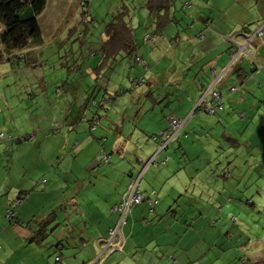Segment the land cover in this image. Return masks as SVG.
I'll return each mask as SVG.
<instances>
[{"label":"rangeland","instance_id":"rangeland-1","mask_svg":"<svg viewBox=\"0 0 264 264\" xmlns=\"http://www.w3.org/2000/svg\"><path fill=\"white\" fill-rule=\"evenodd\" d=\"M143 2L144 0H46L47 6L43 15L38 18L41 26L39 39L31 38L24 47L16 48L7 47L0 40V134H5L7 140L10 139L9 135L13 137L8 143L0 145L7 146V159L11 156L23 159L24 163L20 162L18 165H24L30 172L26 176L30 182L28 194H37L41 200L47 194V200L50 201L48 212L62 209V212L70 213L64 209V199L72 196L76 186L93 167L100 169L108 166L118 173L123 168L127 170L133 166L139 170L140 163L137 164L136 159L145 161L156 151L161 141L160 134L167 127L166 117L183 102L188 103V95L176 90V85L168 79L169 76L160 78L158 83H151L153 89L150 90L146 79L155 68H148L151 59L146 58L145 62L136 63L133 73L131 68L127 72V68H119L117 65L114 67L109 81L112 87L109 89L114 93L115 100L112 97V101L108 103V118L101 122L97 130H94V126L89 127V123L80 121L79 115H86L83 112L84 106L81 105L87 99L84 91L88 89V85H93L94 88L97 85L95 80L99 71L94 70V65L101 56V41L105 39L109 22L119 21L121 16L126 17V13L130 11L133 16L132 26L140 40H143V32L150 23L147 22L149 13ZM4 29L0 22V36ZM145 46L149 48L148 45ZM135 79L142 81L135 85ZM170 92V96L163 100ZM150 93L158 100L157 106L152 102L154 98H151ZM195 98L194 94L189 99L194 101ZM66 113H74L75 121H80L78 126L67 125L71 120L65 119ZM89 113L90 111L87 112ZM199 115L197 113L191 118L186 129L164 149L163 156L169 155L171 158L167 168L175 164L174 175L181 181L180 184L177 183L176 190L181 196L177 194L174 199L169 200L160 194L161 206L166 215L158 218L163 227L171 224L173 214L166 210L172 208L179 217L183 218L185 215V228L191 223L192 216L196 222L203 220L206 228L202 225V230L205 229L204 234L209 233L206 241L214 237L220 238L222 231L227 229L235 232L239 227L243 233V237L239 235L243 238V246L231 251L237 252L238 258L240 254L250 257L252 247L263 252L264 242L258 244V241L264 239L259 237L264 234V175L262 172L253 173L254 170L250 169L253 161L240 152L241 148L230 146L227 139H219L229 146L225 148L222 145L223 150L219 147V142L210 135L203 139L193 131L192 125L196 121L201 123L216 116L209 113ZM254 118H258L256 113ZM231 123L233 127L237 124ZM247 125L245 129L242 126L241 132L235 135L241 138L253 136L252 139L257 141V146L260 145L264 155V140L260 142V135L257 133L260 125L256 121L247 122ZM130 128L132 130L128 133ZM121 131L124 132L123 135ZM41 143L44 146L42 155L38 146ZM180 144L184 150L180 148ZM79 149L82 156L78 161ZM119 150L124 152L120 154ZM236 152L239 153L235 158H228ZM103 155L109 157L110 165L103 164ZM42 157L46 158L45 164L41 165L38 172L36 160L40 165L44 162ZM237 157L238 162H235ZM166 159L164 157V161ZM162 170L166 171L164 167L150 166L141 180L143 189L151 191L156 188L157 174ZM165 184H168L166 187L174 185L171 181ZM18 198H21V203L14 206L15 214L23 207L26 195ZM247 199L256 205L255 209L248 204ZM241 209L246 212H241ZM153 214L150 215L151 226L157 222L151 217ZM234 217L236 221L233 222ZM6 221L9 223L7 219ZM141 223L144 224L143 221ZM248 238L252 241L259 239L247 247ZM213 248V251L201 254L203 264H208L213 258L217 261L221 249L219 245ZM196 252L199 253L200 250ZM262 252L261 256L264 255ZM147 255L150 260L157 259L158 256L165 260L169 258L157 248ZM245 257L243 259L246 261ZM261 260V264H264L263 259Z\"/></svg>","mask_w":264,"mask_h":264},{"label":"crops","instance_id":"crops-1","mask_svg":"<svg viewBox=\"0 0 264 264\" xmlns=\"http://www.w3.org/2000/svg\"><path fill=\"white\" fill-rule=\"evenodd\" d=\"M169 17V22H164L166 26L161 29V33L158 34V37L156 36L154 42L144 43L143 41L147 34L154 32L155 25L152 24L150 18L147 20L150 23L142 35L143 40H140L135 31L137 43L140 45L138 49L141 48V50H137L134 57L122 53L116 57L118 62L115 61L113 64V58L104 60L99 56V61L94 65V70H99L98 75H101L105 69H109L112 65L113 68L110 67L106 76L98 81V87L89 91L91 87L88 85V89L84 91L87 94L85 106L93 99L94 94L91 95V93L95 90L97 101L103 102L96 111L99 114L103 111L102 113L105 115L102 117L105 121L108 118L107 109L109 110L110 107L108 104L110 102L105 100L106 96L112 94L109 89L112 87L109 81L112 78L114 67L117 65L119 68H127V72L131 68L133 73L136 63H143L147 58L151 59L149 60L150 66L147 65L148 68H155L150 73V77L146 79L150 84V90L153 89L151 83H158L160 78L169 76L168 79L174 81L176 90H179L181 94L188 95V103L183 102L166 117L167 127L165 129L169 128L168 119L172 116L185 121V126H188L192 121L195 106L199 103L198 100L204 91L203 88L210 83L211 72L225 69L231 60L233 48L230 47L229 42L224 41V36L237 35L241 32L250 35L258 28H263L261 38L252 39L257 46L260 70L254 74L255 77L252 80L244 81L242 76L248 74L249 64H246L247 61L244 59L236 60L237 62L224 74L218 87L226 100L224 110L220 111L217 116L203 120L201 123L196 121L192 128L194 127L193 131L203 139L210 135L216 142H219V147L223 150L222 145L225 148H229V146L226 143H221L219 139H227L230 141V146L235 149L241 148L240 152L245 153L248 160L253 161V164L259 163L260 168L264 170V155L261 153L263 151H261L260 145L257 146V141L252 139L253 136L248 138L242 136L239 139L235 135V133L241 132L242 126L243 129L247 128V122L256 121L260 125L257 130L260 142L264 140V0H173ZM150 26L154 27L150 28ZM173 38L178 42L173 43ZM145 45H148L149 48ZM126 55V59L122 60ZM137 57H140L142 61H137ZM100 63L104 64L99 66ZM129 76L131 75L129 74ZM232 87L238 88V91L230 94ZM171 93H168L163 100ZM150 94L153 96L151 98H154V94ZM194 94L196 98L193 101L189 98ZM152 102L156 106L159 104L155 98ZM93 104L94 101L90 105L92 106L89 109L90 113H86L85 117L92 116L91 113L95 111ZM255 113L258 116L257 119L254 118ZM73 114L65 116L67 121L71 120L68 122L69 124L78 126L80 121H85L82 118L83 114L79 115V122L75 121L76 118L73 117ZM230 121L237 124L233 127ZM90 124L91 122L89 127ZM128 130L129 133L132 128ZM208 131L211 134H208ZM123 133L121 131L122 135ZM237 138L240 141H237ZM215 145L213 146L215 147ZM38 146L42 155L44 146L42 143ZM180 148L183 149L181 144ZM6 149L7 146L0 145V264H203L204 260L201 254L213 251V246L217 245L221 249L217 256L218 259L215 262L213 258L208 264H219L220 262L221 264H261V259L264 261V255L261 256L260 253L262 251L256 247H252L253 252L249 254L251 256L248 258V255L245 257L242 254L238 258L237 252L231 251L243 246L241 236L236 238V235L226 239L221 236L206 241L209 233L204 234L205 229L202 230L203 220L191 222L185 228L183 223H186V220L177 218L179 215L176 213L171 217V224L163 227L159 218H164L166 213L161 206V199L151 216L155 218L156 223L151 226L148 222L151 213L145 203H140L129 213L130 221L127 219L129 222L123 227L122 233L127 238V246L124 251H119V253L104 252L105 246L102 242L98 244L97 239L106 238L108 229L117 223V214L112 208L126 191L132 177L136 175V167H129L127 170L123 168L120 173L108 166L100 169L93 167L76 186L72 196L64 199V209L69 210L70 213L62 212V209L48 212L50 201L47 200V194L43 196L42 200L38 198L37 194H28L30 193L28 190L30 182L26 176L30 172L24 165H18L20 162L24 163L22 158L11 156L10 159H7ZM119 151L120 154L124 152L123 150ZM81 152L79 149L78 161L82 156ZM238 153L236 152L234 156L230 154L228 158H235ZM162 157H168L169 163L171 159L169 155L163 156L162 154ZM42 158L44 162L40 165L36 160L38 172L41 165L45 164L46 158ZM234 161L238 162V157ZM174 166V163L168 168L166 166V171L162 170L157 174L155 182L157 187L153 189L156 193L158 190L159 195L161 194L169 200L174 199L177 194L181 195L176 190L177 183L180 184L181 181L174 175ZM175 177L176 179H174ZM169 181L174 185H169L167 189L163 190L164 182L168 183ZM23 192H25L26 198L23 201V207L16 212L17 222L8 223L5 209L14 198ZM203 228L206 226L204 225ZM255 241L257 240L248 239L247 247ZM259 242H264V239L261 238L258 244ZM156 248L162 253L165 252L169 258L165 260L162 256H158L157 259L150 260L147 253ZM196 250H200V252L197 253ZM243 257L246 258V261Z\"/></svg>","mask_w":264,"mask_h":264},{"label":"trees","instance_id":"trees-1","mask_svg":"<svg viewBox=\"0 0 264 264\" xmlns=\"http://www.w3.org/2000/svg\"><path fill=\"white\" fill-rule=\"evenodd\" d=\"M172 2H173V0H148V1L144 0L143 6H145L147 8L148 13H149V18L152 21V24L155 25L153 34L152 33L147 34L150 36V39L146 40V41L143 40L144 43L145 42L147 43L148 41L154 42L156 40V36L158 37V34L161 33V29L164 28V26H166L164 22H169V20H170V17H169L170 7L172 6ZM46 6H47L46 0H0V22L3 24V27L5 28L4 32L0 36V40L2 41V43L4 45H6L7 47L16 48V47H24L28 43V40L31 38L39 39L40 35H41V26L39 25L38 18L40 15H42ZM131 14L132 13H130V11H128V13H126V17L121 16L119 21L113 20V21L109 22V25H108V28H107L106 34H105L106 36L104 35L105 39L103 38L104 41H101L103 43L101 46V47H103V50L101 52L102 59L106 60V58L111 57L114 60L112 62L114 64L115 61H116V63L118 62V59L116 57L118 55H121L122 53H124V54L127 53V55H132L131 57H134L136 55L135 52L138 50L140 45H138L137 40H136L135 29L132 26L133 16H131ZM152 27H154V26H152ZM152 27L150 26V28H152ZM258 29H260V28H258ZM244 33L241 32V33H238L237 35H226V36H224V41L229 42L230 47H232L233 49L231 52L232 55H231V60L228 64V67H226L225 69L219 70V71L218 70L213 71V72H216L217 74H221L223 71V74L221 75L220 80L217 81V83L215 84V86L213 88L215 92H219L220 100L222 103L221 109L218 110L217 114H219L220 111H223L225 108L226 100H225L224 95L222 94V91L218 87L221 84V82L224 78L223 76L228 71V69L231 68L233 66V64L236 63L237 61H239L240 59H246L247 64H249L250 70H249L247 75L242 76L243 77L242 79H244V81H247V80H252V78L255 77L254 74L257 71H259L261 68V65L259 64V61H258L257 46L254 42H252L251 49H247L246 51L241 52L239 54V57H237L233 61V58L236 55V46L237 45L231 40L239 37L238 42H242V39L240 36L241 35L247 36ZM262 34H263V30H262ZM261 36H260V38H261ZM152 37H155L154 40L151 39ZM256 38H259V36H257ZM172 42L177 43L178 40L173 38ZM250 52H252V53L250 54ZM127 55L125 57H123L122 60L126 59ZM120 62H122V61H120ZM103 64L104 63H100L99 66H101ZM99 66H98V69H99ZM110 67L113 68V65ZM110 67H109V69H105L101 75L97 74L98 78H97V80H95V82H97V85L95 86V88L98 87V83H99L98 81H100V79H102L103 76H106V74L109 72V70L111 69ZM96 71H99V70H96ZM213 72H211V74H210V77H211L210 83L207 86H205V88H203L204 91L201 94L199 100L205 94V91H207V88L210 85H212L213 82L215 81V78L212 77ZM92 86L93 85L89 86V87H91L90 89H94V87H92ZM236 91H238V88L232 87L230 90V94H233ZM92 94H94L92 100L94 101L93 105H95V107H94L95 111L94 112L92 111L93 113H91L92 116L90 118H87V116L86 117L84 116L82 118H83V120H85V122H89V123L91 122L90 127L92 128L94 126V130H96V128L101 124L102 120L104 119L102 116L105 114L102 113L103 111L100 112V114L96 111V110H98V108H100V106L102 105L103 102L101 100L97 101L95 90L93 91V93H91V95ZM114 96H116V95H114ZM112 97H113V94L106 96L105 101L111 102ZM208 98L209 97H207V100H209ZM92 100L89 102V104L87 106H85V104H81L82 106H84L83 112L85 111L87 113L89 111V108L92 107V106H90L93 102ZM114 100H115V97H113V101ZM104 105H106V104H104ZM203 108H204L203 105H201L200 107H197L192 118L195 117V115L197 113H200V114L209 113V112L203 110ZM198 109H200L199 112H197ZM209 114L217 116V114H212V113H209ZM67 115H68V113H66V116ZM211 118H212V116H211ZM67 125L74 126L73 124H67ZM167 129H165V130H167ZM209 132L210 131H208V134H211V132L210 133ZM3 135H4L5 139L4 140L0 139V143H4V144L8 143L10 139L7 140L6 135L5 134H3ZM9 137H11V139L13 138L12 135H9ZM238 138H237V141L240 139V138L239 139ZM157 140L155 139V141H157ZM234 140H236V139H234ZM18 143H20V142H18ZM163 152L164 151H162L160 156L156 159L155 162H157V163L156 164L151 163L150 166H153L155 168H162V167L165 168L166 167L169 158L167 157V159L164 161V157H162ZM103 156H106V155H103ZM161 157H162V160H161ZM146 160L144 161V160H141L139 158L136 159L135 162L137 164L140 163V168L138 170V167H136V171H135L136 175H134L132 177V179L128 183V187H127L126 191L119 197V200L117 201V203L121 200V197L128 192V189L130 187L129 185L131 184V182L133 180L137 179L141 173L142 177L140 179L139 186H140L141 192L144 193L146 199L144 201H140V203H142V202L145 203L147 209H149V211L151 213L150 215H152L154 213L155 206L159 203L160 197H158L159 196L158 190H157V193H158V196H157V193L153 190L154 188L151 189V191H147V190L143 189V187L140 185L141 180L144 176V172L148 168H150V166H149L143 171ZM105 164H110L109 157H108V162ZM250 169L254 170L253 173L262 172L264 175V170L262 168H260V164L257 162L252 164ZM160 172L161 171H158V173H160ZM165 183H167V182H164L165 186H164L163 190L167 189L169 187V186L166 187V185H168V184H165ZM24 193L25 192L21 193L20 195H23ZM20 195H18L16 198H14L10 202V204L6 207L5 217H6V213H7L6 212L7 208H10L12 206V202L15 199H17ZM247 202H248V204H251V206H253L254 209L256 208V205L253 204L252 201H249V199H247ZM117 203L115 205H117ZM140 203L133 204L130 208L131 209L130 212L133 210V208L135 206L140 205ZM112 210H113V208H112ZM114 212L117 214V221H116L117 223L115 224L114 227L109 228L108 231L110 229L117 228V226L119 224L121 212L118 210L114 211ZM166 212L172 213L173 216L176 215V211H174L172 208H168ZM241 212H246V210L241 209ZM129 213H128V215H129ZM127 216L125 218L126 221H127ZM16 218L18 219L17 214H16ZM177 218H181V217L178 216ZM182 219H185V215L183 216ZM191 219H192L191 222H194V221L196 222L195 217L192 216ZM232 221L233 222L236 221V217H234L232 219ZM127 222H129V221H127ZM148 222L149 223L151 222L150 218L148 219ZM234 229H235L234 226H232V230H234ZM237 231H240V232L235 234V232H237ZM122 232H123V228H122ZM235 232H232V231L230 232V230L228 229L227 231L226 230L223 231L221 236H223V238L226 239L229 237H235L236 235L238 237H239V235H241V236L243 235L241 230H239V227H237ZM263 235L259 236V237L261 238V237H263ZM101 238H104V237H100L98 239H101ZM257 239H259V238H257ZM126 244H127V238L125 239L124 247L121 251H124V249L127 246Z\"/></svg>","mask_w":264,"mask_h":264},{"label":"built area","instance_id":"built-area-1","mask_svg":"<svg viewBox=\"0 0 264 264\" xmlns=\"http://www.w3.org/2000/svg\"><path fill=\"white\" fill-rule=\"evenodd\" d=\"M261 35H262V28L256 30V32L254 34L252 33V34L247 35V36L241 35L240 37L242 39V42H238L239 37L232 39L231 41H233L237 45L236 46V55L234 56V58L236 59L237 57H239V54L241 52H244L247 49H251L252 42H253L252 39L257 37V36L260 37ZM149 39H150V36L146 35L144 38V41L149 40ZM151 39L154 40V37H152ZM251 53L252 52H250V54ZM136 60L142 61V59L140 57H137ZM222 74H223V71L221 74H217L216 72L212 73V77L215 78V81L213 82L212 85H210L207 88V91H205V94L199 100L197 107H200L201 105H203V107H204L203 110H205L209 113H212V114L218 113V110L221 109L222 103L220 100L219 92H215L213 88H214L215 84L217 83V81L220 80ZM141 81H142L141 79L140 80L135 79V85L140 84ZM207 97H209L208 98L209 100H207ZM168 126H169V128L167 130H164L161 132L160 144L157 147L156 151L152 155H150V157L146 160L143 171L147 167H149V165L151 163H153V164L157 163L155 161L160 156L161 152L164 151V149L170 143H172V141L175 140L177 138V136L180 134V132L184 129L185 121H181V120L175 118L174 116H172L168 119ZM9 138L11 139V137H9ZM0 139L1 140L5 139V137L2 133L0 134ZM102 161L107 163L108 157L103 156ZM141 177H142V174L140 173L139 177L137 179L133 180L131 182V184L129 185L130 187L128 189V192L126 194H124L121 197V200L117 203V205H115L113 207L114 211L118 210L121 212V216H120L119 224H118L117 228L110 229L108 231V236L106 238H101V239L97 240V243L103 242V244L105 246L104 252L107 250H109L110 252H119L124 247V242H125L126 236L123 235L122 228L127 224V221L125 220V218L128 215V213L130 212V210H131L130 208L133 204L140 203V201H144L146 199L144 193L141 192L140 186H139V182H140ZM20 201H21V198L14 200L12 202V206L10 208H7V210H6V212H7L6 213V219L10 223H15L17 221L16 214L14 212V206H18L21 203ZM57 259L60 260L59 258H57Z\"/></svg>","mask_w":264,"mask_h":264},{"label":"clouds","instance_id":"clouds-1","mask_svg":"<svg viewBox=\"0 0 264 264\" xmlns=\"http://www.w3.org/2000/svg\"><path fill=\"white\" fill-rule=\"evenodd\" d=\"M91 55H94V54H91ZM199 101V100H198ZM17 222V221H16ZM15 222V223H16ZM10 223V222H9ZM12 224V223H11ZM107 237V236H106ZM98 240V239H97ZM101 242H98V244H100ZM103 243V242H102ZM104 245V244H103ZM108 252H110L109 250H107ZM107 251H105V252H107Z\"/></svg>","mask_w":264,"mask_h":264},{"label":"water","instance_id":"water-1","mask_svg":"<svg viewBox=\"0 0 264 264\" xmlns=\"http://www.w3.org/2000/svg\"><path fill=\"white\" fill-rule=\"evenodd\" d=\"M262 30H263V28H262ZM255 32H256V31H255ZM255 32H253V34H254ZM233 60H235V58H233Z\"/></svg>","mask_w":264,"mask_h":264}]
</instances>
